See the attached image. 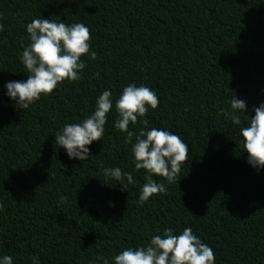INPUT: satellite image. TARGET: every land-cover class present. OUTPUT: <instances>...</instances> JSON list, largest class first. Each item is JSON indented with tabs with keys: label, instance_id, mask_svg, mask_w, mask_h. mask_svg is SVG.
<instances>
[{
	"label": "trees",
	"instance_id": "obj_1",
	"mask_svg": "<svg viewBox=\"0 0 264 264\" xmlns=\"http://www.w3.org/2000/svg\"><path fill=\"white\" fill-rule=\"evenodd\" d=\"M42 18L83 23L96 59L83 56L79 81L20 109L6 85L27 80L26 26ZM0 24V257L114 264L154 235L191 228L214 264H264V168L247 162L240 135L264 104V0H0ZM130 84L153 90L159 104L129 131L157 128L189 146L174 182L152 177L166 194L143 204L148 173L135 169L136 135L126 143L115 128V102ZM105 90L113 108L103 137L88 160L70 159L55 136L91 116ZM233 95L246 103L239 125L219 114ZM117 167L135 182L104 175Z\"/></svg>",
	"mask_w": 264,
	"mask_h": 264
},
{
	"label": "clouds",
	"instance_id": "obj_2",
	"mask_svg": "<svg viewBox=\"0 0 264 264\" xmlns=\"http://www.w3.org/2000/svg\"><path fill=\"white\" fill-rule=\"evenodd\" d=\"M0 31L3 25L0 24ZM30 43L21 56L27 75L26 81L9 82L7 95L16 103L17 108L28 109L41 96L53 93L64 81L75 82L81 79L80 73L86 65L82 57L90 54L95 60L96 53L90 52V30L83 23L67 25L50 19H34L26 26ZM157 94L148 87L130 84L123 89L115 102L118 119L115 128L127 133L126 143H131L134 134L129 131L130 123L135 125L138 118L146 116L148 109L158 107ZM231 110L222 109L220 115L230 118L234 125L241 124L237 113L246 111V103L233 95L230 99ZM113 108L111 92L105 90L97 99L94 113L81 123L66 124L55 136V143L66 150L70 159L79 161L91 157L89 146L100 141L104 135L107 115ZM254 117L249 118L248 126L240 131L241 146L247 153L248 163L256 168H264V104L254 109ZM148 120H143L144 129ZM189 146L178 136L169 131L152 128L141 130L136 135L132 147L136 170H145L139 203L143 204L157 194H166L164 184L157 183L153 176L165 178L168 183L175 181L181 172V166L187 161ZM106 177L117 181L127 180L133 184L131 172L122 173L120 168L104 169ZM66 201V196L60 197ZM2 207V205H0ZM102 264H109L103 257H97ZM215 255L211 247L203 243L191 228H185L179 235L172 229L164 231L163 236L154 235L145 247L128 248L114 257V264H214ZM0 264H13L10 255L0 257ZM32 264H40L32 257Z\"/></svg>",
	"mask_w": 264,
	"mask_h": 264
}]
</instances>
